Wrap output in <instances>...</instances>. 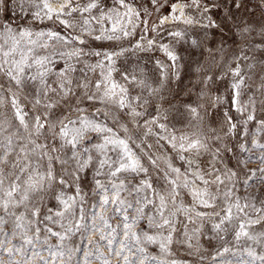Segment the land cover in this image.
Masks as SVG:
<instances>
[{"label":"snow or ice","instance_id":"6c2138e0","mask_svg":"<svg viewBox=\"0 0 264 264\" xmlns=\"http://www.w3.org/2000/svg\"><path fill=\"white\" fill-rule=\"evenodd\" d=\"M247 3L0 0V264H187L174 246L203 261L202 237L211 264H264V0L259 19ZM181 43L220 68L194 103Z\"/></svg>","mask_w":264,"mask_h":264},{"label":"rangeland","instance_id":"374dc122","mask_svg":"<svg viewBox=\"0 0 264 264\" xmlns=\"http://www.w3.org/2000/svg\"><path fill=\"white\" fill-rule=\"evenodd\" d=\"M258 0H248L247 8L249 13H254L255 18H260V10L255 7ZM108 3L111 4L112 0H108ZM18 10L12 8L9 10L8 16L12 20L13 23L18 22L16 20ZM193 14H195V10H193ZM154 18V17H153ZM3 19V14H0V20ZM165 27H172V25H165ZM181 28H184L185 26L183 24L180 25ZM189 36H195L196 30L189 28ZM227 39L224 44L225 48V56H228L231 51L237 47L236 44L233 43V37L232 35L226 34ZM166 40H171V37H165ZM216 39L218 40L219 37L217 36ZM106 43V42H105ZM178 50L180 51V54L184 57L182 63L186 65V67L181 69L182 74V83L180 84V87L183 89H191V95H185L184 92H181L180 99L187 101L189 103H194L197 101V92H198V80L200 76L204 73L205 70L211 69V73H218L220 71V68L218 67V64L213 62L212 58L209 56L207 48L200 49V48H193L190 43H181L177 46ZM156 56H161L160 53H155ZM216 61L221 62L220 55L216 56ZM130 64L136 63V57L130 58ZM119 66V65H118ZM149 68L152 67V64L150 63L148 65ZM200 67L201 72H197L196 69ZM209 73V74H211ZM119 79V77H116ZM226 84L224 82L218 81L216 84V87L219 88L220 94L224 93ZM21 100L23 102L24 93H21ZM0 111H7L6 108L0 109ZM191 118L188 116V114L185 112L183 115L177 114L175 111L172 112L170 116V120L172 124L175 125V128L179 131L184 132H191L194 129L189 124V120ZM243 193V189H241V194ZM256 195L259 196L260 192L257 190ZM191 229V225L189 226ZM259 230V226H257V229ZM202 245L201 254L204 256L203 261L199 259V256L196 255H189V251L186 248V246H174V258L182 261H186L187 264H211V256L215 253L216 248L218 247V243L215 240L209 241L206 237H202L200 241Z\"/></svg>","mask_w":264,"mask_h":264}]
</instances>
